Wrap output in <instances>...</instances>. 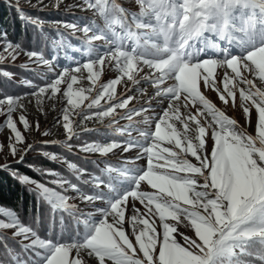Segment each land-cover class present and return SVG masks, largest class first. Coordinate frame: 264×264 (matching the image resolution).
I'll list each match as a JSON object with an SVG mask.
<instances>
[{
	"label": "snow or ice",
	"instance_id": "snow-or-ice-1",
	"mask_svg": "<svg viewBox=\"0 0 264 264\" xmlns=\"http://www.w3.org/2000/svg\"><path fill=\"white\" fill-rule=\"evenodd\" d=\"M129 3L66 5L91 10L93 18L82 26L51 22L59 38L45 32L43 19L17 6L24 25L56 50L51 61L42 51L9 40L0 29V64L15 63L23 54L28 61L22 68L45 65L52 72V61L63 53L75 65L63 67L44 86L21 80L34 89L30 93H0V116L5 117L0 132L9 133L6 143L0 141V153L6 147L7 154L19 157L17 163L23 162L33 143L18 122L25 132L40 130L39 121L33 128L27 119L25 101L32 103L31 96L43 111L46 100L62 93L66 105L57 124L66 139L44 143L71 150L69 141L79 139L77 128L95 119L103 125L106 142H85L82 152L107 156L115 149L138 148V158L145 160L144 166L106 163L100 175L65 160L79 183L48 170L45 175L56 177L50 182L55 187H49L13 170L5 157L0 170L34 185L38 204L49 206V226L39 216L25 223L17 211L0 206V264H91L93 259L96 264H264V0ZM63 4L56 0L53 6ZM41 5L44 0L32 7L42 11ZM61 27L81 31L84 38L73 45ZM106 69L117 75L101 82ZM12 75L0 70L4 78ZM118 86L125 93L118 94ZM209 90L226 107H239L244 123L217 106ZM139 97L147 107H130ZM120 119L128 124L120 126ZM109 130L129 138L107 140ZM43 155L60 159L55 153ZM85 174L89 179H82ZM76 198L95 211H82L71 202Z\"/></svg>",
	"mask_w": 264,
	"mask_h": 264
},
{
	"label": "rangeland",
	"instance_id": "rangeland-1",
	"mask_svg": "<svg viewBox=\"0 0 264 264\" xmlns=\"http://www.w3.org/2000/svg\"><path fill=\"white\" fill-rule=\"evenodd\" d=\"M6 1H8L10 4L15 6L16 8H17V6H19L20 8L24 9V11H27V12L28 11L29 12H39L42 14L47 13V15L45 14L46 16H48L47 18H46V16H43L45 18L44 21L46 22L44 30L48 35L50 33L47 32V29L48 30H54L55 35H52V36L50 35V37H53V38H59V37H58L57 31H56L55 25L52 24L51 22L61 21L64 23H74V24L82 26L83 22H86L88 19L93 18V12L91 10H82L81 7H71V8L66 7V5H70V4H81L82 0H64V4L61 5L59 8H56L53 6L55 4L56 0H44V5H46V7H44V5H41L40 7H43L42 11L38 10L36 7H32V5H35L37 3V0H30V3H29V0H6ZM119 2L123 3L126 7H131L129 0H119ZM61 13L63 14V17H64V14H67L65 16V18H63V19H65V21H62L61 19H59L60 17H62ZM59 32L61 34H63V36L67 37L68 40L71 41V43L73 45L78 44V42L84 38V34L81 31L73 32L72 29L61 27L59 29ZM96 43L102 44L101 41H97ZM26 49H28V50L35 49L38 51H42L45 58L49 59L50 61L52 60V57L54 55H57V52L53 48L51 43H47L46 49H43L42 47L36 48L34 46H32L30 48H26ZM71 55L76 56L77 54L71 53ZM27 61H28V58L25 55L21 54L19 56V58L15 61V63H11L9 60H5L3 62V64L13 65L14 67H21V65ZM3 64H0V65H3ZM52 66H53V71L50 72L48 69V66H45V65L37 66L36 64H30L31 70H26V69L24 70V68H23V70H24V71H22L23 74L14 75V76H12V79L17 81L18 83H20L21 80L28 79V80H31L34 85L44 86V84L47 82V80L54 78L55 74L59 73L63 67H66V66L74 67L75 65L70 64L69 61L64 58L63 53H60L58 60L52 61ZM85 75H86V73H85ZM115 75H117L116 72H114L110 69H106L105 73L102 76L101 82H107L110 78L115 77ZM21 85L24 86L26 89H25V91H23L19 95H23L25 93H30L31 91L34 90L33 88H29L23 84H21ZM82 86H85V87L88 86V82L86 80L82 81ZM61 87L63 89L64 87H66V85H62ZM74 87H76V86H74ZM145 87L148 88V92H149V94H151L152 89L150 87H148L147 85H145ZM117 91H118V94L125 93V88L123 86H118ZM133 94L134 93H126V95H133ZM206 94L213 102H215L217 104V106L221 107L222 109H225L229 116L236 118L241 124L244 123V118L242 116V112H241V109L239 107H236L235 109H233L231 107V103L226 107L219 100L217 94L211 90H209ZM28 99L32 100V103H28L27 100L25 101V104L27 107V111H26L25 115L27 116V119L29 120V122L33 125V128H34L35 122L39 121L40 130L39 131L32 130V131L25 132L23 129V126L20 125L18 122V127L24 133L26 140L28 142L33 143V149H35L36 147H40V145L63 146V145L55 144V143H44V141H64L66 139L63 127L61 126V124H57V120L60 119V117H61V110L66 105V99H64L62 97V93L57 94V98L55 100H46L45 104L43 106V111L38 110V106L35 104L34 98L29 96ZM53 104L55 105L54 109L52 107ZM138 104H144V99L142 97H139L138 100H133L129 106L131 107L133 105H138ZM153 104L155 106V101H153ZM144 106L147 107V104H144ZM155 110H156V112H159L160 108L156 107ZM118 111H123V110H118ZM152 114L154 115V113H152ZM18 115H19V113H13L14 118H18ZM3 119H5V117L0 116V121H2ZM135 119L139 120V119H142V117H136ZM78 122H79V118H77V123ZM104 123H107V120H105ZM253 123H254V120H253ZM127 124H128L127 120H125V119L119 120L120 126H125ZM84 126L90 128V129H100V131L98 132L99 136L98 137L96 136L95 138H93V140L91 142H93V141L106 142V138H105L106 133H105V130H104L102 124L97 122L95 119L85 121L84 125L79 126L77 128V130L80 132V134L85 133L84 131L81 130L82 127H84ZM140 127H143V125H140ZM45 130H48L50 132V135L43 136L42 132ZM248 130L251 132L252 128L250 127ZM94 132H96V131H94ZM8 134L9 133L7 130L0 132V141H5V143H6V137L8 136ZM132 137L138 138V133L136 131H133ZM128 138L129 137H127V135L120 136L116 132H113L110 130L107 131V140L115 139L117 141L123 142L124 140H126ZM89 143H90V141H89ZM74 149L76 150V154H78L82 158L92 159L93 165L95 166L96 164H99L101 166V168H104L106 163H110L112 165L127 164L128 166H137V165L138 166H144V164H145L144 159L138 158V152L140 151V149H138V148H132L131 150H129L127 152L123 151L122 148L115 149L112 153H109L107 156H101L98 153L82 152L80 150V146H73L70 151H72ZM7 153H8V150L5 147L4 152L0 153V164L5 163V157H6L7 162L9 164L17 163L16 160H18L19 157L13 158L11 155H9ZM39 153L40 154L45 153V151H43L41 149L33 150L31 153L29 151L27 153V155L24 157V160H26V158L29 157V155L31 157H33L35 154H39ZM58 157L60 159H58L57 162H62L63 156H58ZM42 169L43 170L45 169L44 172L48 171L46 169V167H43ZM86 173H93L95 175H99L95 170H92V169H90V170L86 169ZM82 179H89V177L87 174H85L82 177ZM30 186L32 188L34 187V185H30ZM68 195L75 197L76 193L70 191L68 193ZM71 202L77 204L79 206V208L84 212L95 211V209L91 205H88L84 202H81V200L79 198H76V199L72 200ZM97 203H99V202H97ZM137 207H141V206L139 204H137ZM187 234L189 236L192 235V233L190 231ZM91 264H96L94 259L91 261Z\"/></svg>",
	"mask_w": 264,
	"mask_h": 264
},
{
	"label": "trees",
	"instance_id": "trees-1",
	"mask_svg": "<svg viewBox=\"0 0 264 264\" xmlns=\"http://www.w3.org/2000/svg\"><path fill=\"white\" fill-rule=\"evenodd\" d=\"M25 12L31 16H38L43 20L45 19L43 16L47 15V13H45V15L39 12ZM61 15L62 17L59 19L65 21L63 18H65L67 14H64V17L62 13ZM47 17L48 16H46V18ZM0 29L7 32V38L9 40L13 42H21L24 48H30L32 46L36 48L42 47L43 49L47 48V43L39 37L37 31L30 25L26 27L18 17L17 8L6 0H0ZM47 32L50 33L49 36L55 35L54 30L47 29ZM0 70L11 73L13 74L12 76H14L23 74L22 71L25 69L23 70L21 67L3 64L0 65ZM25 89L24 86L12 78L7 79L0 76V93L19 95L25 91ZM96 136H99L98 132H85L79 135V139H74L69 141V143L74 146H80L85 142H91ZM36 149H41L48 153H56L57 156H63V161L66 160L68 162L76 163L80 168L85 170L92 169L99 175L101 174L99 170L102 168L99 164L94 166L92 159L82 158L76 154L75 149L70 151L64 145H40V147L30 150V153ZM10 165L12 169L19 174H24L38 182L46 183L49 187H55V185H52L50 182L56 177L45 175V169L43 170V167H46L47 170L61 173L63 177L71 179L73 183H79L69 174L66 163L51 161L46 158L43 153L35 154L33 157L29 155V157L23 162ZM29 165L32 167H29ZM81 186L84 187L86 191H91L90 187L84 185ZM0 206L17 211L25 223H29L39 216L42 218L45 228L49 226V206L43 202L38 204L37 197L32 191V187L30 185L21 184L18 179L7 170H0ZM0 252H2V250H0Z\"/></svg>",
	"mask_w": 264,
	"mask_h": 264
}]
</instances>
